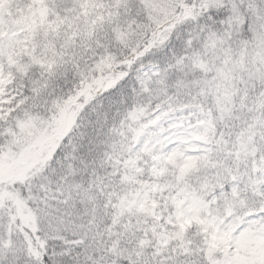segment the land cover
<instances>
[{"label":"snow or ice","instance_id":"obj_1","mask_svg":"<svg viewBox=\"0 0 264 264\" xmlns=\"http://www.w3.org/2000/svg\"><path fill=\"white\" fill-rule=\"evenodd\" d=\"M0 264H264V0H0Z\"/></svg>","mask_w":264,"mask_h":264}]
</instances>
